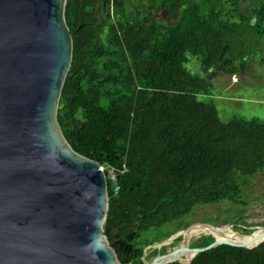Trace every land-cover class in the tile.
Returning <instances> with one entry per match:
<instances>
[{
  "label": "trees",
  "instance_id": "16d2710c",
  "mask_svg": "<svg viewBox=\"0 0 264 264\" xmlns=\"http://www.w3.org/2000/svg\"><path fill=\"white\" fill-rule=\"evenodd\" d=\"M240 2H66L73 50L57 119L70 147L104 170L103 230L121 264H142L151 246L142 234L196 207L235 202L242 182L264 171V121L223 122L212 103L198 99L211 96V82L186 68L190 56L208 74L245 72L264 40V0L247 11ZM164 254L153 249L146 259ZM190 264H264V243L253 250L220 246Z\"/></svg>",
  "mask_w": 264,
  "mask_h": 264
},
{
  "label": "water",
  "instance_id": "95a60500",
  "mask_svg": "<svg viewBox=\"0 0 264 264\" xmlns=\"http://www.w3.org/2000/svg\"><path fill=\"white\" fill-rule=\"evenodd\" d=\"M66 2L0 0V264H121L103 230L106 175L70 147L57 119L73 50ZM194 226L169 239L182 237L181 246L149 263L146 249L158 244L146 247L142 264H190L220 246L264 243L215 240L191 248ZM186 250L190 259L176 258Z\"/></svg>",
  "mask_w": 264,
  "mask_h": 264
},
{
  "label": "rangeland",
  "instance_id": "374dc122",
  "mask_svg": "<svg viewBox=\"0 0 264 264\" xmlns=\"http://www.w3.org/2000/svg\"><path fill=\"white\" fill-rule=\"evenodd\" d=\"M257 1L259 0H241L240 10L247 11ZM188 58L187 70L193 75L208 79L213 86L210 97L199 94L198 99L206 104L212 103L223 122L232 118L264 121V40L258 44L254 55L249 57L245 72L231 77L218 70L208 74L197 58ZM242 184L241 196L235 202L224 201L217 205L196 207L189 217L142 234L140 241L147 240L151 246L158 244L146 249V258L153 249H157V254L164 251L166 254L181 246L182 240L169 244V239L176 235V231H184L191 225L209 224L224 230L223 234L230 231L239 237L249 235L264 226V171L252 179L244 180ZM262 232L261 229L257 230L253 236ZM209 236L212 234L199 232L190 236L188 243L191 246L200 238ZM213 240L203 242V246H208ZM162 247L164 249L160 251ZM186 255H191V252L188 251ZM152 260L148 259L147 262Z\"/></svg>",
  "mask_w": 264,
  "mask_h": 264
},
{
  "label": "bare ground",
  "instance_id": "6f19581e",
  "mask_svg": "<svg viewBox=\"0 0 264 264\" xmlns=\"http://www.w3.org/2000/svg\"><path fill=\"white\" fill-rule=\"evenodd\" d=\"M196 230H198V231H196ZM194 231H196V232H194ZM199 232H207V233L212 234L214 240H220V241L221 240H228V241H233L236 243L247 242L248 247L255 246L259 242L264 240V232H262L261 234L255 235V236H251V237H247V236L239 237L237 234L230 232V231L228 234H223L224 230H221V229L212 230L211 228H209L207 226H202V225H196V226L192 227L189 230V232L187 233V237L189 238L190 236L197 235ZM259 237H262L263 239L257 240V238H259ZM186 252H187V250L178 253L176 258L183 260Z\"/></svg>",
  "mask_w": 264,
  "mask_h": 264
},
{
  "label": "built area",
  "instance_id": "2783aa9c",
  "mask_svg": "<svg viewBox=\"0 0 264 264\" xmlns=\"http://www.w3.org/2000/svg\"><path fill=\"white\" fill-rule=\"evenodd\" d=\"M103 169V168H102ZM104 171V170H103ZM108 178L111 182H113V184L115 185V191L117 192L118 190V187L116 186V182H117V177H116V174L112 171V170H109L108 171ZM107 179V177H106Z\"/></svg>",
  "mask_w": 264,
  "mask_h": 264
}]
</instances>
